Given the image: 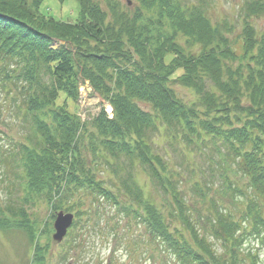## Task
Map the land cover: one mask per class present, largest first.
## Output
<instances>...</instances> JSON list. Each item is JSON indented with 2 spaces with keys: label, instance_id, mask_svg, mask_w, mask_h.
<instances>
[{
  "label": "trees",
  "instance_id": "obj_1",
  "mask_svg": "<svg viewBox=\"0 0 264 264\" xmlns=\"http://www.w3.org/2000/svg\"><path fill=\"white\" fill-rule=\"evenodd\" d=\"M42 1L0 0V93L19 95L11 98L28 129L19 144L25 190L44 197L52 218L74 211L71 231L112 202L173 264H256L241 246L248 238L264 243V31L250 20L264 14V0L244 2L235 37L232 23H211L206 0H134L130 9L77 0L73 22L41 13ZM85 80L112 117L103 106L86 119L69 110ZM155 133L186 149L211 143L228 162L223 183L239 210L218 208L197 180L191 190L200 205L191 201L181 171L156 150ZM131 168L148 174L150 191ZM106 170L109 184L97 175ZM7 210L33 243L31 264H45L48 245L36 243L23 207ZM5 216L0 209V225Z\"/></svg>",
  "mask_w": 264,
  "mask_h": 264
},
{
  "label": "rangeland",
  "instance_id": "obj_2",
  "mask_svg": "<svg viewBox=\"0 0 264 264\" xmlns=\"http://www.w3.org/2000/svg\"><path fill=\"white\" fill-rule=\"evenodd\" d=\"M118 1L126 4L129 9L136 5L134 0ZM206 1V12L211 23L217 24L226 20L233 24L230 35L239 34L242 21L240 9L246 0ZM39 10L56 19L73 22L78 16L79 5L77 0H43ZM250 20L258 32L264 31V14ZM177 39L186 48L185 39L182 36ZM193 49H196V46ZM172 86L183 98H193L188 89L175 82ZM11 94L0 93V209L8 215L4 217H8L6 224L0 225V264H31L33 243L22 228L12 226L13 217L7 212L8 208L17 211L20 207H23L28 222L34 228L36 243L42 247L48 245L45 256L48 264H173L170 255L162 252L156 241L149 239L142 224L135 220L128 221L109 201H103L99 211L90 212L89 217H82L77 227L70 230L71 234L68 233L65 241H55L52 238L55 218H52L51 206L44 197L29 194L25 190L19 144L25 141L28 129L23 123L20 110L11 98L19 95L16 96L15 91ZM102 106L107 112L110 111L108 103L92 91L86 80L78 84L77 101H68L69 110L82 119L96 114ZM153 139L156 150L169 160L173 168L181 171V185L191 201L199 204V198L191 190L192 183L197 180L207 186V193L212 194L218 201V208L230 209L233 212L239 210L234 202L238 198L237 194L232 198L227 195L223 183L225 175L222 173L224 169L228 170V162L222 161L211 143L191 144L190 148L186 149L183 143H170L163 134L155 133ZM100 164V167L106 165L103 161ZM131 171L137 183L143 186L146 192L150 191L148 174L138 168H131ZM97 175L106 179L107 184L110 177H113L108 170L103 173L97 171ZM226 175L231 179L235 178L233 171H227ZM88 201L86 200V205ZM202 211L205 213L204 209ZM74 236L78 238L76 243L71 242ZM209 238L212 239L210 236ZM215 246L222 250L218 243H215ZM241 252L243 255L251 254L256 264H264V243L248 238L242 244Z\"/></svg>",
  "mask_w": 264,
  "mask_h": 264
},
{
  "label": "water",
  "instance_id": "obj_3",
  "mask_svg": "<svg viewBox=\"0 0 264 264\" xmlns=\"http://www.w3.org/2000/svg\"><path fill=\"white\" fill-rule=\"evenodd\" d=\"M73 219V214L70 212L64 213L59 211L56 214L55 220L53 222L54 233L52 238L55 241H61L66 234L67 228L71 225Z\"/></svg>",
  "mask_w": 264,
  "mask_h": 264
}]
</instances>
